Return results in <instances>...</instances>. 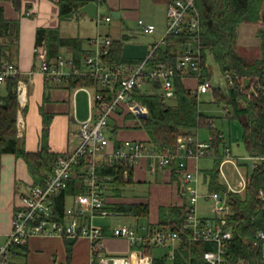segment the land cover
I'll list each match as a JSON object with an SVG mask.
<instances>
[{"label":"trees","instance_id":"trees-1","mask_svg":"<svg viewBox=\"0 0 264 264\" xmlns=\"http://www.w3.org/2000/svg\"><path fill=\"white\" fill-rule=\"evenodd\" d=\"M90 0H58L59 19L68 20L78 17L79 7ZM104 4L105 0H95ZM167 5L173 0H155ZM16 9L21 8L22 0H12ZM199 10L198 42L200 48V81L211 79L213 68L211 58L217 64L221 74L229 73L232 81L225 79V85H215L212 88L214 101L231 109L226 116L229 121L238 117L242 123V139L246 151L250 155L264 156V94L255 93L257 85H264V26L257 29L259 54L253 59L247 58L238 50L241 27L251 24H263L262 12L264 0H196ZM189 32L169 35L167 42L160 46L149 59V64L157 62L176 63L179 55L175 48L178 42L188 38ZM19 37V20L5 16V8L0 4V63L13 61L10 58V47ZM131 38L128 33L114 37L108 53V61L116 63H138L142 58H128L123 52L125 41ZM84 37L80 35H65L60 26H39L36 30V45H44L49 60L56 61L61 55V49L70 50L74 66L82 67L83 59L88 51ZM174 48V49H173ZM18 77L6 81V93L0 94V171L1 156L12 152L25 159L32 179V184H44L53 170L55 160L60 155L51 151L47 145V131L50 115H44L42 145L36 151L25 148L18 136L17 112L19 100L17 94ZM185 76L177 74L174 77L175 93L168 99L164 97L159 80L149 79L151 89L136 87L133 96L147 107V115L139 116L130 111L125 113V119L134 120L132 127L143 129L148 134V141L159 151L175 154L178 149L179 135L194 132L201 127L209 128L211 133V149L214 161L212 168L204 171V180L208 191L227 192L231 212L226 215V223L231 228L233 236L227 241V257L234 264H264V240L259 232L264 230V158L247 170V185L241 192L228 190L220 180L219 164L224 155L221 149L222 138L216 128L211 126L210 119L199 109V98L192 93L191 87L185 84ZM71 86L94 85L99 87V81L88 73H72L68 78ZM101 88V87H100ZM105 90L110 91L106 84ZM124 110H121L123 113ZM111 137L116 146L122 140L116 137L118 124L113 123ZM240 164H242L240 162ZM175 167V166H174ZM129 175L125 177L124 171ZM97 172L102 180H110L103 190L105 195L110 187L114 195L120 196L122 188L133 181V168L128 160L121 159L115 163L101 161ZM85 175L76 171L58 195L54 196V214L64 220L65 210L71 202V196L88 189ZM114 186V187H113ZM109 210L137 217H147L150 205L147 201H120L105 206ZM188 203L164 204L159 206L158 220L151 227H161L177 231L180 235L175 248L172 264H189L191 261L202 262L203 252L215 248L216 243L206 240L192 239V231L185 226ZM25 247L24 245H18ZM132 248H141L142 252L153 255L154 246L132 243ZM168 254L152 256L153 264H169Z\"/></svg>","mask_w":264,"mask_h":264},{"label":"built area","instance_id":"built-area-1","mask_svg":"<svg viewBox=\"0 0 264 264\" xmlns=\"http://www.w3.org/2000/svg\"><path fill=\"white\" fill-rule=\"evenodd\" d=\"M99 16V14H98ZM97 16V17H98ZM102 19L110 20L109 14L102 15ZM139 27L146 33L156 31L153 22L138 18ZM189 32L185 40L175 45L179 55L176 63L157 62L149 64V59L155 51L166 44L169 35ZM199 10L196 0H173L166 7V24L162 35L153 42L142 61L138 63H116L108 61V53L113 37L109 34L97 35L89 38L91 48L83 59L86 67L74 66L71 59H64L61 55L56 61L49 60L47 49L44 45H35V54L40 59V69L47 78L68 79L73 73H88L99 81V87L82 85L90 100V113L80 121L78 128V144L71 150L61 153L53 165V170L44 184H30L18 195L13 213V226L4 242H0V264H8L11 250L23 243L32 235H58L69 237L86 236L90 240L92 254L98 251L103 244L105 233L103 228L93 222L98 213L108 214L112 210L105 208L106 200L103 190L107 187V180H102L97 172L101 161L115 163L126 159L134 168L140 159L148 157V167L152 172L165 167L175 166L182 172L186 181L184 191L188 195V211L185 226L192 231V239L206 240L216 243L215 248L203 252L202 262L191 261L189 264H233L227 257V241L233 236L231 228L226 223V215L231 212L227 192L218 190L202 192L200 190V177L195 170L190 169L189 160L212 156L211 140L201 139L195 132H185L179 135L178 149L175 154L168 151H159L143 139H124L120 146L114 144L110 136V119L118 109L127 110L133 114L139 111L147 112V107L140 103L134 96L136 87H142L149 79L159 80L164 97L174 96V77L194 76L197 79L192 93L198 98L202 93L212 90L214 84L211 79L199 80L202 76L200 70V48L198 42ZM174 49V48H173ZM19 63L6 61L0 63V86L9 78L18 77L20 74ZM68 65V67H67ZM82 65V66H83ZM224 80L232 81L229 73L221 74ZM106 84L110 91L105 90ZM101 87V88H100ZM17 92L22 94V85L18 83ZM255 93L264 94V85H257ZM225 116L230 111L229 106H224ZM211 126H215L214 119H210ZM218 136L223 139L224 155L219 164V172L224 178L228 190L241 192L247 185V174L241 169L239 157L232 154L231 147L225 140L224 133L218 131ZM252 159L251 168L264 156L250 155L244 159ZM226 162H231L238 173L239 179L232 183L223 169ZM79 171L85 175L88 189L71 196V202L65 210L64 220L54 214V196L58 195L69 184L73 174ZM129 170L124 171L128 177ZM260 195L264 199L261 190ZM200 196L211 201L210 210L212 217H204L198 213ZM140 231L136 224H119L113 227L112 234L125 237L131 243L164 246L175 244L180 235L177 231L161 227L141 226ZM264 240V230L259 232ZM175 249L169 257L174 258ZM102 262L111 264H153L151 254L135 250L127 255H106ZM237 261L234 264H242Z\"/></svg>","mask_w":264,"mask_h":264},{"label":"crops","instance_id":"crops-1","mask_svg":"<svg viewBox=\"0 0 264 264\" xmlns=\"http://www.w3.org/2000/svg\"><path fill=\"white\" fill-rule=\"evenodd\" d=\"M136 1L137 0H105L104 4H106L107 9L110 11V20H112L113 17L121 18L122 15L127 13L128 9L136 3ZM0 4H2L5 8L6 17L19 20L18 40L10 47V58L19 63L20 74L18 76V83H21L22 85V94L20 97L18 95V136L22 139L27 150L36 151L41 148L44 115L48 114L51 116L46 140L49 149L60 154L71 150L76 147L79 141L78 128L80 126V121L85 119L90 113V100L88 92L82 89L80 85L71 86L68 83V79L58 80L54 78H47L46 74L40 69L41 62L36 56L34 48L36 45V30L39 26H60L62 33L65 35L80 34H67L63 31V26L61 24V20L59 19L58 0H22L20 9L15 8L12 0H0ZM104 4H98V6L102 7L101 5ZM113 11L115 14L112 13ZM79 17L89 16L86 13H82L78 17L72 18V20L78 19ZM160 22V20L156 21V31L152 33V37L148 39L145 44L135 47H126L124 43L122 54L128 58H141L148 54L151 44L158 40L164 32L166 22ZM140 30L142 31L141 28ZM131 31L134 32L132 29ZM123 33H128L129 36L132 35L127 31ZM106 34L111 35L113 38L116 37L110 33L101 34L99 32L80 36L87 39L84 42V46L87 50H90L91 44L89 42V38ZM129 39L130 38L127 40ZM61 56L64 59H71L70 50L63 47L61 49ZM82 67L83 69L86 68L84 65ZM185 79H192L194 82L192 85L193 87L197 83V79L194 76H187ZM215 85L221 84H214V86ZM2 87L6 89V82L0 86V88ZM121 110V108L118 109V111L110 119V131L112 130V127H114L111 125V122H116V124L120 126L116 134L118 139H143L151 145L148 141V134L145 137H140L137 133L138 128L132 127L134 120H132V118L125 119L124 115L127 113V110H124L123 113H121ZM194 132L198 134V130ZM229 145L232 149L233 146L231 145V142ZM234 156L239 157V160L242 163L240 165L241 169L242 167L245 168L243 169L244 173H246L248 169H252L251 164L249 165L246 163L247 161H243L245 160V155L234 154ZM203 158L207 157H201L199 159L191 158L189 160L190 169L195 170L198 174H203L204 171H200L199 169L200 159ZM1 167L0 242H4L8 238V234L13 226V213L15 203L18 201V195L23 190H26L28 185L32 184V179L25 159L16 156L12 152L2 154ZM150 175H153L155 180L161 179L167 182L170 189L165 199H162L159 203H155L153 212L150 208V212L147 217H137L132 215L135 217L134 225L136 224L139 226L140 231H143L141 226L143 227V225H146L147 227H151L157 222L160 205L183 204L188 201V195L184 191V184H186L183 177L184 174H182V172L176 167H165L157 170L156 172H152L148 167V157L144 156L133 168L132 182L146 181ZM201 181L202 180L200 179V182ZM203 182L207 188V184L204 180V174ZM221 182L223 183L222 180ZM150 184L151 188L158 186V183ZM123 188L120 196L114 195V192L111 191L112 187L108 189L105 194V200L107 201L106 206L120 201H147L146 199L143 200V198H129L124 196ZM202 192L205 193L207 191L203 190ZM108 214L125 213L115 212L112 210V213ZM108 214L98 213L93 218V222L101 226L105 233L102 247L96 251L94 255L91 251L90 240L86 236L74 238L58 235H32L25 243L22 244L25 247L22 248L16 246L11 250L8 256V264H111L102 262L101 258L106 255H127L132 253L135 248L131 247L132 243L129 239L112 234V229L116 225H113L112 227L109 221H101L103 220V217H105L104 215ZM212 215L202 216L212 217ZM177 245L178 242L171 245L166 244L164 246H154L152 256L164 255L167 252H164L162 247L169 248L167 256L169 262L172 264L173 259L170 258L169 255L172 249H175ZM156 248L161 250L159 254L154 253Z\"/></svg>","mask_w":264,"mask_h":264},{"label":"rangeland","instance_id":"rangeland-1","mask_svg":"<svg viewBox=\"0 0 264 264\" xmlns=\"http://www.w3.org/2000/svg\"><path fill=\"white\" fill-rule=\"evenodd\" d=\"M99 10V16L95 18L91 17H79L78 19H71V20H61V24L63 26V31L67 34H80V35H89L95 34L99 32L101 34L110 33L115 35L116 37L120 36L123 32L127 31L132 34L129 40L125 41V46H141L145 44L148 39L152 37V33L142 32L137 24V19L143 18L146 21L154 22L155 26L156 21L160 20L162 23L166 22V5L163 3H158L155 0H137L136 3L128 9L127 13L123 14L122 17H113L112 20L108 21L102 19L103 12L108 10L106 4L101 5ZM156 19V20H155ZM160 22V23H161ZM260 26H264L263 24H251L247 25L246 27H241V34H240V42L238 44V50L241 54L245 55L249 59H253L256 55L259 54L258 49V39H257V29ZM157 28V27H156ZM134 30V32L131 31ZM154 33V32H153ZM165 45V44H164ZM163 45V46H164ZM211 64L213 68V75L211 81L213 84H221L225 85V80L220 75L219 68L217 64L211 58ZM185 84L191 87L194 82L192 79H185ZM143 89H151V84L145 83L143 85ZM1 94H5L6 89L4 87L0 88ZM168 99V98H167ZM224 106L222 104H218L214 101V97L212 91H208L202 93L199 96V109L201 112L206 114V116H211L214 119V128L217 130H221L225 135V140L228 143L231 142L232 147V154L236 155H245L247 156V152L245 146L243 144L242 133L243 127L240 119L238 117L232 118L231 121L227 119L224 112ZM231 109V108H230ZM111 125L113 123L111 122ZM137 133L140 137L147 136V132L145 130L137 129ZM199 137L201 139L211 140V133L209 128L201 127L198 130ZM111 136V134H110ZM230 140V141H229ZM224 142L221 143V149H224ZM237 157V156H235ZM213 155L207 158L200 159V171L212 168L214 165ZM244 162L247 161L249 165L251 164L252 160L250 158H246L243 160ZM223 169L228 176V179L232 183H236L239 179L238 173L233 167L231 162H226L223 165ZM245 169L242 167V170ZM244 171V170H243ZM200 179L202 180L199 183V188L201 191H207V188L203 182V174H198ZM220 180L224 181V178L221 176L220 173ZM158 183V186L155 188H151V184ZM169 186L167 182L158 179L155 180L153 175H150L148 180L146 181H134L128 183L123 188V195L129 198H143L149 201L151 211L155 207V203H159L162 199H165L168 192ZM188 199V198H187ZM157 205V204H156ZM211 201L206 200V197L200 196L198 202V213L200 215H212L210 210ZM103 220L101 221H109L112 227L113 225L118 224H134L135 217L128 214H108L104 215ZM108 216V217H107ZM163 251L169 252V248L162 247ZM160 249H155L154 253L159 254ZM171 264L170 262H168Z\"/></svg>","mask_w":264,"mask_h":264},{"label":"water","instance_id":"water-1","mask_svg":"<svg viewBox=\"0 0 264 264\" xmlns=\"http://www.w3.org/2000/svg\"><path fill=\"white\" fill-rule=\"evenodd\" d=\"M99 7L97 1L95 0H90L87 3L83 4L82 6L79 7V10L83 13H86L89 17L91 18H95L98 16L99 14ZM110 11L106 10L103 12V14H109ZM113 14H115V12H112ZM119 14V13H117ZM262 18H263V23H264V8H263V12H262ZM139 116H146L147 112H143V111H139L138 112Z\"/></svg>","mask_w":264,"mask_h":264}]
</instances>
